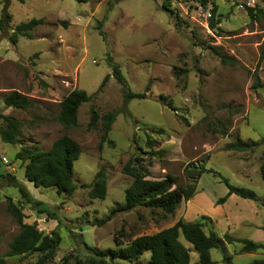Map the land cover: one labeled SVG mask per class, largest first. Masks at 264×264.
Masks as SVG:
<instances>
[{
    "label": "rangeland",
    "instance_id": "374dc122",
    "mask_svg": "<svg viewBox=\"0 0 264 264\" xmlns=\"http://www.w3.org/2000/svg\"><path fill=\"white\" fill-rule=\"evenodd\" d=\"M161 1L0 0V14H9L0 28V112L20 121L15 142L0 139V256L6 264H27L37 256L36 252L3 255L18 229L5 210L6 195L21 208L23 221H35L44 231L57 228L60 239L54 259L69 252L84 256L81 239L106 250L115 246L113 235L125 242L177 218L201 219L203 229L210 227L219 237L227 232L256 242L264 238V207L234 193L215 202L226 186L212 172L232 185L253 189L264 199L259 172L264 157V87H253L255 77L264 82V0H213L216 32L208 25L207 30L203 17L191 7L171 4L169 12ZM246 6L263 12L250 17ZM40 16L43 22L29 30L30 37L9 40L15 23ZM107 54L118 63L129 90L141 91L148 83L143 98L124 101L120 84L111 74L97 88L110 71ZM72 88H82L91 97L79 103L75 124L64 126L56 119L57 102ZM9 89L30 96L33 104L25 109L5 106L1 96ZM167 100L174 108L163 103ZM90 108L98 116L92 125H88ZM108 110L115 114L107 138L100 141V115ZM63 133L80 146L72 162L76 188L69 194L51 185L34 186L24 179L22 164L14 158L20 147L46 149ZM147 137L153 140L152 148L161 150L143 154L150 160L147 177L170 173L176 176L172 185L183 184L189 178L184 171L189 161L211 171L202 172L192 195L181 199L165 217L157 209L138 206L116 211L103 223H90L123 201V189L131 177L121 172V164L137 154V146L149 149ZM234 138L258 143L246 150L226 148ZM100 166L106 175V194L89 197L88 187L79 183L90 182ZM10 177L14 180L8 184ZM23 190L46 203L53 214L36 211ZM178 238L189 248L190 261H195L197 252L191 243L181 235ZM240 245L223 240L211 247L210 264H225L223 252L230 254V264L264 260V248L244 252L239 251ZM148 255L144 250L134 260L116 256L113 262L148 264Z\"/></svg>",
    "mask_w": 264,
    "mask_h": 264
},
{
    "label": "trees",
    "instance_id": "16d2710c",
    "mask_svg": "<svg viewBox=\"0 0 264 264\" xmlns=\"http://www.w3.org/2000/svg\"><path fill=\"white\" fill-rule=\"evenodd\" d=\"M85 1V0H80ZM161 6L172 12L167 0L161 1ZM215 8L213 3L211 14L208 18V26L216 32ZM246 13L250 16H256L263 12L260 8L251 6L245 7ZM4 18L9 19L7 12L0 14V28L4 25ZM43 22V17H30L27 20L15 23L13 29L9 32V40L14 42L18 35L30 37L29 30L37 24ZM103 37V35H102ZM215 54L220 56L219 51L212 47ZM107 62L110 71L105 73L97 88L101 87L105 80L111 74L120 84L124 101L129 98H143L145 91L149 88L148 83L145 89L141 91H131L127 87L126 80L119 69L118 63L113 61L107 54ZM253 87H264V82L254 78ZM91 94L86 93L82 88H72L58 100V112L56 119L64 126H73L76 122V111L80 102L89 100ZM1 100L5 106L25 109L33 104L34 99L17 89L5 91ZM170 108H174L170 100L163 101ZM114 110H108L100 115L101 133L100 141L107 138L111 122L114 117ZM97 113L93 108L89 110L88 125L97 121ZM20 121L9 114L0 112V139L4 142H15L19 136ZM223 132V130H220ZM258 143L256 140L234 138L226 145V148L232 150L252 149ZM153 140L146 138V145L149 149L143 150L137 146V154L129 156L121 164V172L129 175L131 180L123 189V201L115 203L108 212L89 221L92 224H100L108 220L116 211L131 210L138 206L147 207L149 210L157 209L161 217H165L174 211L181 199H188L194 189L197 178L204 171H211L204 164L197 165L194 162H187L184 167L188 178L183 184L175 183L176 176L165 173L160 178H149L148 164L149 158L145 159L144 153L149 156L161 153L160 149L152 148ZM80 153V146L76 140L67 134H60L55 137L48 148L39 149L33 146H22L14 153V158L22 164L23 177L30 181L34 186H53L57 192L72 193L76 188V183L72 180V162ZM220 177V180L226 186L225 194L218 196L215 202H222L227 195L234 193L242 198L257 200L264 207V199H259L253 189L241 186H235L221 176L217 171H212ZM259 172L264 179V157L259 164ZM5 176V175H4ZM10 177L8 184L13 182ZM82 187H88L87 195L89 197L103 198L106 194V175L104 167H98L90 182L79 183ZM20 188L22 183H20ZM25 200L34 205L36 211H45L47 215L53 214L46 203L32 197L27 191L23 190ZM5 210L9 212L18 224L16 233L8 242L7 250L3 255H17L24 252H36V258L27 264H114L113 258L120 256L127 260H134L144 251L148 250V264H210L209 249L217 247L223 240L227 242H240L239 251H254L257 248H264V238L261 241H254L247 237L232 236L223 232L219 237L216 232L208 227L203 229L204 222L201 220H185L177 218L172 224L155 230L151 233H141L121 242L119 237L113 235L114 247L106 250H99L95 246L87 244L84 240L79 242L85 250V255L80 257L75 253L69 252L58 259H54L55 248L59 242L60 235L56 227L44 231L37 227L35 221H23V212L14 202L11 196H5ZM205 215H201L203 218ZM55 217V216H52ZM57 218V217H56ZM121 229V228H120ZM181 235L189 241L197 252L195 261H190L189 248L180 240ZM225 264H230V254L223 252ZM0 264H6L0 256ZM246 264H264L263 259L254 258Z\"/></svg>",
    "mask_w": 264,
    "mask_h": 264
},
{
    "label": "built area",
    "instance_id": "2783aa9c",
    "mask_svg": "<svg viewBox=\"0 0 264 264\" xmlns=\"http://www.w3.org/2000/svg\"><path fill=\"white\" fill-rule=\"evenodd\" d=\"M169 6L171 4H178L182 7H191L194 12L201 15L204 19L206 29L208 30V18L211 14L213 0H167ZM246 4H251L250 1H245Z\"/></svg>",
    "mask_w": 264,
    "mask_h": 264
}]
</instances>
